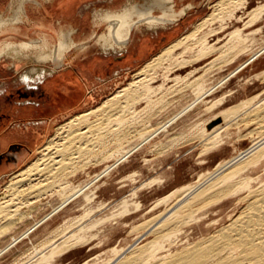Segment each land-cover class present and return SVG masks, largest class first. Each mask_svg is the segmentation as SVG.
<instances>
[{
    "label": "rangeland",
    "instance_id": "374dc122",
    "mask_svg": "<svg viewBox=\"0 0 264 264\" xmlns=\"http://www.w3.org/2000/svg\"><path fill=\"white\" fill-rule=\"evenodd\" d=\"M155 1L0 0V85L14 84L19 78L30 83L35 80L34 76L39 74L37 68L55 69L75 58L97 53L107 55L110 59L128 54L129 59L126 65L114 61L111 76L105 77L108 82L101 87V91L90 96L82 108L59 120L37 147L30 149L31 152L26 150L24 160L19 166L0 177V202L5 199L7 187L16 181L14 176L39 158H44L43 148L53 142L50 141L51 138L63 125L80 114L98 109L93 113L95 116H90V122L97 123L100 120L102 127L101 130L95 131L92 137L98 139L100 136H107L110 128L108 127V130L106 117L99 111L105 102H109L125 88L132 89L133 86L134 89L138 84L135 82L139 79L143 81H140L142 84H146V81L154 78L150 85L155 89L165 85L163 91L151 97L153 102L130 100L131 110L129 108L130 111L125 112L128 115L124 113L126 124L121 125L120 142L108 141L103 149L96 148L94 153L90 151L91 155L88 153V156L84 155L78 159L77 163L71 166L74 169L68 168L62 172L60 170L61 174L57 172L56 179L51 181L52 184H48L50 187L47 184L42 185L41 193L36 192L37 195L40 194L39 197L32 199L31 204L23 205L24 209L21 207L22 216H14L5 222L0 220V264H118L139 249L152 248L158 241L161 243L154 246V249L157 253L161 252L158 253L157 261L150 260L151 264H170L172 257L179 258L183 264H201L206 251L192 250L200 248L206 239L217 236L221 230L225 231L235 219L241 217L254 200L247 189L237 194L235 192V195L224 193L228 197L219 192L220 194L217 193L211 201L209 199L206 204L197 205L193 211L186 212L188 217L191 215L189 219L186 213L178 212L182 215L180 218L184 216L185 224L181 227V222H178L179 225L174 226L175 230L179 228L172 230L175 235L171 234L173 240L171 238L162 241L159 229H153L162 225L160 218L189 191V188L196 186L218 167L231 161L230 159L239 157L264 137L263 10L262 16L250 27L244 28L248 17L242 21L234 19L227 22L228 27L219 35L222 39L217 45L226 42L234 30L242 29L244 35L249 38L245 54L227 66L219 63L205 78L211 89L209 95L202 97L201 102L175 120L167 130L164 129L148 142L141 143L197 97L191 88L181 86L183 88L180 91L173 89L172 80L176 76H186L195 70H198L195 78L201 77L205 74L208 62L219 56L215 54L183 69L172 65V59L162 61L163 65L162 62L157 63L151 71L145 69L148 62L212 15L215 10L213 8H216L215 5L220 0H173L172 3L164 1L162 7L153 5ZM259 6H264V0H249L246 10L248 12ZM136 7L138 10L150 8L155 17H164V11L165 14H170L171 9L172 13L186 9V13L176 19L165 16L166 21L160 26L155 25L156 27L141 21V24L138 23L133 28L129 41L118 47L111 33L114 20H107V16L122 14L124 10ZM137 20V15L132 16L131 21ZM217 27L218 24L214 25V28ZM216 39L217 37H213L211 42L216 43ZM180 50L182 49L174 51L179 56H176L177 58H181ZM134 52L139 53L137 58ZM166 68L170 69L166 71ZM142 69H145V74L137 75ZM166 74L171 80L166 79ZM171 88L174 92H171ZM215 117L217 118L214 119ZM214 126L224 129L220 133L215 131V134L208 129ZM61 142L62 140H59V143ZM134 146L136 147L133 148ZM131 148L133 151H129ZM257 166L245 171L249 173V178L246 173L243 174L244 178L240 176L234 180L231 184H235L234 191L253 179L255 180L251 182V191L264 188V160ZM243 179L247 183H244ZM239 181L243 183H238ZM208 186L209 183L206 187ZM72 194L74 196L68 205L59 207L49 220L18 241L8 249L9 251L1 253V249L46 217ZM214 198H218V202ZM148 243L150 244L147 245ZM52 244H56L55 247H52ZM161 244L165 247L162 248Z\"/></svg>",
    "mask_w": 264,
    "mask_h": 264
},
{
    "label": "bare ground",
    "instance_id": "6f19581e",
    "mask_svg": "<svg viewBox=\"0 0 264 264\" xmlns=\"http://www.w3.org/2000/svg\"><path fill=\"white\" fill-rule=\"evenodd\" d=\"M164 1L166 3H172L173 0H156L154 2L155 4H153V3L152 4L159 6V7H162ZM248 5H249V0H220L215 5L216 8H213L215 10H213L214 12L212 15L210 14L209 17H207L203 21L199 22L195 26V28L192 32L188 33L183 38H181L180 40H178L177 42L172 44L170 47L166 48L163 52H161L153 60H151L150 62H148L145 65L144 68L145 69L147 68V70L151 71V69L153 70V66L156 65L157 63H161L164 60L172 59L173 61L170 60L171 62H173L172 65L174 64L177 68L183 69L189 65H192V64L195 65L199 62H202L205 59H208L209 57H211L215 54H219L217 59L215 58L210 63L208 62V64L206 65L205 74L202 75L201 77L195 78V73H196V71H198V70H195V71L190 72L186 76H181V75L176 76L172 80L174 82L173 87H172L173 89L174 88H175V90L179 89L178 91H180V89L183 88V87L181 88V86H185L186 88H191V90H193V94H195L197 97L193 100V102H190V105L188 103L189 106L186 107L185 109L183 108L184 109L183 111L179 112L176 116H174L170 120L168 119L169 121L165 122L158 130L155 129L156 130L155 133H152V135L149 137L145 136L147 138H145L141 142L142 144L148 142L149 139H151L154 135H156L160 131L169 127L175 120H177L182 115H184L186 112H188L190 109H192L194 106H196L199 102H201L202 97L209 95L211 89L206 84L207 80L205 78L211 71H213V69L219 63H224L227 66V65L231 64L233 61L239 60V58L245 54V52L247 50V45H248L247 40L249 38L247 35H244L242 29L234 30V32H231L229 34V36L227 35L228 36L227 41L224 43L222 42L223 43L222 45L218 46L217 44L222 39L219 35H221V33H223L224 30L226 29V27H228L227 22L234 20V19H236L237 21H242L243 19H245V17H248L249 20L244 25V28H247V27L252 26L254 23H256L258 21V19L262 16L264 6H259V7L253 8L252 10L247 12L246 9H247ZM153 8H155V7H153ZM245 10H246V12H245ZM162 11H164V10H162ZM165 12L166 11H164V17H163V15L160 17H155L152 15V10L150 8L138 10L136 7V8H131L130 10H124V12L122 14L107 16V20L108 19H109V21L114 20L113 23L111 22L112 23L111 24V28H112L111 33L114 37L113 38V40L115 41L114 43L119 45L118 47H120L121 45L124 46L129 41V38H130V35H131L133 28L138 23H140L141 21H144L145 23L149 24L150 26H155L158 24L160 26V24H162L166 21V19H165L166 17L167 18L171 17L172 19H176L182 15H185L186 9H183L181 12H178V13H175V12L172 13L173 12L172 9L170 11L171 12L170 14H165ZM238 13H243V15L239 16ZM134 15L138 16L137 21H131L132 16H134ZM172 19H170V21ZM216 24H218V27L214 28V25H216ZM213 37H217L216 43L211 42V39ZM63 47H66V46H63ZM178 49H182V50H180L181 53L179 54L181 58H177L179 56H177L178 54L176 55L174 52ZM186 55H188V56L185 57ZM165 62H167V61H165ZM161 64L163 65V62ZM158 65H160V64H158ZM157 67H159V66H156V68ZM169 67H171V65ZM145 69H142L139 72H137V75H144ZM167 69L168 68H166V71H167ZM167 74H169V73H167ZM143 79H144V77H143ZM153 79L151 78L150 81H152ZM166 79L171 80L168 77V75L166 76ZM144 80H146V79H144ZM140 81L141 80L139 79L137 82H135L138 84H136L134 86L135 87L134 89H133V86H132V89L131 88L123 89L121 92H119V94H116L114 97H112L109 100V102H105V104L99 108V111L102 112V115H104V118L106 117L105 118L107 121L106 127L110 128V130L108 128L110 133L107 136L106 135L100 136L99 138L97 136H95L98 139H95L92 137L93 134L95 135L94 132L97 131L98 129L101 130L100 128L102 127V125H100V123H101L100 120L97 123H95L96 121L94 123L90 122V116L93 113H96L98 109L80 114L74 120L68 122L67 124H65L61 128H59L61 130L58 133H56L55 135H53V137L50 140V141H53L52 143H54V144L49 143L43 148L42 151H44V154H43L44 158H39L37 161L33 162L32 164L28 165L26 168H24L23 170L18 172L14 176V178H16V181L13 183L11 182L12 184H10V186L8 185L9 186V187H7L8 188V192H7L8 194L6 193L7 196L5 194L4 195L5 199L3 201L1 200V202H0V220L5 222L14 216L20 215L21 207L23 205L25 206L26 203L33 202L32 199H34L35 197H39L40 194L37 195L36 192L39 191L41 193V186L42 185L44 186L46 184L48 186V184H50L51 181H53V179H56V173L59 172L60 170L62 172V170L64 171V169L73 168L71 166L76 164L78 159H80L84 155H87L88 153L90 154V151H93L96 148H102L103 149L104 146H107L106 144L108 141L120 142V140H122L120 138V135L122 132L121 125L126 124V123H124V113L125 112L128 113L131 110L130 100H134V102H141L144 100L145 101L147 100L148 102H153V100H151L152 99L151 97H153L154 94L156 95V93L161 91L163 89V87L165 86V85H162L161 87H158V89H155V88H152V86L150 85V81H146L147 82L146 84L145 83L142 84L141 82H143V81H141V82ZM129 87H131V86H129ZM169 88H166V89H169ZM172 88L170 90H171V92H174V91H172L173 90ZM162 93H165V92H162ZM121 96H122V98H121ZM167 96H169V95H167ZM154 98H156V97H154ZM123 99H125V101H122ZM159 102H161V101H159ZM147 106H149V105L147 104ZM129 108H130V110H129ZM134 112L136 113V111H134ZM127 113H125V114L128 115ZM135 113H133V114H135ZM227 113H228V111H227ZM224 114H226V113H224ZM135 116H137V115L135 114ZM135 116H134V118H135ZM130 117H131V115H130ZM224 117H226V115ZM101 118H103V117H101ZM216 118L217 117H215L214 119H216ZM229 119H230V117H229ZM235 119H237V118H235ZM128 120L130 121V119H128ZM103 122H104V120H103ZM102 124H104V123H102ZM130 124H132V123H130ZM165 124H166V126H165ZM83 126H85V128H82ZM228 126H226V127H228ZM208 129H210L211 131H214V132L217 131L218 133H220L221 130L223 131L224 127L214 126L212 128L209 127ZM109 131H107V132H109ZM98 132H100V131H98ZM215 134H216V132H215ZM220 135H222V134H220ZM142 136H144V135H142ZM259 136H261V135H259ZM59 140H62V142L59 143ZM213 141H211V142L214 143L215 141L214 142ZM212 145H215V144H212ZM121 147H122V144H121ZM135 147L136 146H134L133 148H135ZM133 148H131L129 151H131ZM99 151H101V150H99ZM93 153H94V151H93ZM113 154H114V152H113ZM45 156H47V157H45ZM230 160L231 161L224 163L223 165L218 167L215 171H213L208 176H206L204 178V180L199 182L198 184H196V186H192L191 188H189V191L186 189L188 192H186V194L183 192L185 195H183L182 198L180 197L181 199H179L176 202V204H174V206L171 209L167 210V212L164 213L163 217L160 218V219H162V220H160L162 225H160L158 227L157 225L160 223V222H158V224H156L157 227L153 228V229H156V230L159 229L158 232H160V234H161L160 238L162 241L163 240H171V238H172L171 234H173L172 230L174 229V226L179 225L178 222H181V224H180L181 227H182V225L185 224V222L183 224V221L185 219L184 216H183L184 219L180 218L182 215L178 214V212L179 213L180 212L186 213L190 210L193 211L194 210L193 208L195 206L203 204L206 201H209V199L211 201V199H213L212 197L216 196L217 193L218 194H220V193L224 194L226 192L227 193L230 192V193H234V195H235V192L237 194V193L247 189V190H249L251 195H253L254 200L252 202H250V204L248 203L249 204L248 208H246V210L241 214V217H239V218L237 217L238 218L237 220L235 219V221L233 223L231 222L232 225L229 226L227 229H225V231L221 230L222 232L220 234L218 233L217 236H214V237L211 236L212 238L206 239V241L203 242V244H201L200 248H196V249L194 248L192 250V252L203 251V250L206 251V253H205L206 255H203V259L201 260V264H264V188L262 187L263 189L258 188L257 191H255V189H254V191H251V190H253L252 189L253 185H251V182L255 179H253L252 181H248L246 179V181H248V183L244 182V179H243V182L247 183V184L241 186L242 188H239V189L237 188L238 190H236V191L233 190V188H235V186H234L235 184L231 185L233 182H235L234 180L236 178H238L240 176L243 177V174L247 173L248 178H249V173L248 172L245 173V171H247L250 167L253 168V166H254V168H255V166L258 167L257 165H260L262 163V161L264 160V137L262 139H260L259 141H257L246 152L241 153L239 157L236 156V158H233V160L232 159H230ZM78 163H79V161H78ZM228 171H231V172L228 173ZM61 172H59V174H61ZM67 172H69V171H67ZM244 176L247 177V175H244ZM61 178L62 177H60V179ZM241 179L242 178H240V180ZM250 179H252V178H250ZM243 182L239 181L238 183H243ZM208 183H209V186L206 187V185H208ZM59 186H60V184H59ZM48 187H50V186H48ZM47 188H45V189L47 190ZM65 189H66V187H65ZM42 191H44V190L42 189ZM50 192H52V191H50ZM225 195L226 194H224V196ZM73 196L74 195L72 194L71 196L66 198L63 202H61L58 206H56L53 210H51L52 212H50L46 217H44L43 219L38 221L36 224L31 226L30 228H28V230L24 234H22L18 238L15 237L16 239H14V241L12 240V242L10 244H8L4 249H1L2 250L1 253L6 252L8 249H10L14 245H16V243L18 241H21L22 238H24L25 236L29 235L34 230H36L38 228V226L43 224V222H45L46 220H49L50 217H52L54 214H56V210L59 207H61L63 205L62 207L64 208L66 205H68L70 203V200L73 198ZM225 197H228V196H225ZM216 199H218V198H216ZM216 199L214 198V200H216ZM219 201H220V199H219ZM23 214H24V212H23ZM20 216H22V215H20ZM186 216H187V213H186ZM189 217H191V215ZM189 217H188V219H189ZM22 218H24V217H22ZM12 221H14V219H12ZM176 223H178V224H176ZM9 224H12V223H9ZM178 228L179 227H177V229ZM176 230L174 229V231H176ZM178 232L180 233V231H178ZM156 236H158V235H156ZM158 240H159V238H158ZM172 240H173V238H172ZM154 242H153V244H154ZM159 242L160 241H158L156 243V245ZM167 242H169V241H167ZM165 243L166 242H164V244ZM66 244H65V246H66ZM149 244L150 243H148L147 245H149ZM54 245H56V244H52V247H55ZM156 245H153L152 248L150 246H148L150 248L139 249L138 251L133 252L128 258L124 259V261H120L118 264H149L151 262L150 260H152V262H154L153 260L158 259V253L161 252V251H159L158 253L155 252L154 246L156 247ZM161 245H159V246H161ZM164 247L165 246H163L162 248H164ZM145 248H146V246H145ZM149 249H150V251H149ZM153 249H154V251H153ZM162 255H163V253H162ZM164 258H165V256H164ZM172 258L173 259L171 260L170 264H183L182 261L180 262L179 258L178 259H176V258L174 259V257H172ZM160 259L161 258H159V260ZM167 259H169V258L167 257ZM30 260H32V259H30ZM183 260L185 262V258ZM162 261L163 260H161V262ZM158 262L161 263L160 261H158ZM116 264H117V262H116ZM154 264H156V263H154ZM161 264H164V263H161Z\"/></svg>",
    "mask_w": 264,
    "mask_h": 264
},
{
    "label": "crops",
    "instance_id": "0c3cea01",
    "mask_svg": "<svg viewBox=\"0 0 264 264\" xmlns=\"http://www.w3.org/2000/svg\"><path fill=\"white\" fill-rule=\"evenodd\" d=\"M138 54L134 52L136 58ZM114 61L126 65L128 54L113 59L100 53L78 57L55 69L37 68L39 74L30 83L19 78L0 85V177L19 166L26 150L37 147L59 120L101 91Z\"/></svg>",
    "mask_w": 264,
    "mask_h": 264
}]
</instances>
